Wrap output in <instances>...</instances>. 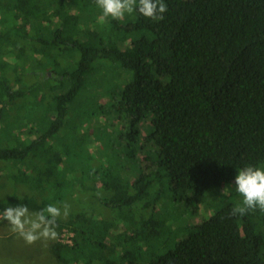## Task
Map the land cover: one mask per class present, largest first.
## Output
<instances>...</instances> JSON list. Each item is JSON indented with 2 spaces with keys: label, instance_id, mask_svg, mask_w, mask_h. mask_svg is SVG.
<instances>
[{
  "label": "trees",
  "instance_id": "obj_1",
  "mask_svg": "<svg viewBox=\"0 0 264 264\" xmlns=\"http://www.w3.org/2000/svg\"><path fill=\"white\" fill-rule=\"evenodd\" d=\"M76 1L0 0V124L7 122L0 180L11 170L14 181H0V215L17 204L33 212L48 204L63 210L71 195L57 230L72 231V242L55 241L51 254L61 264H98L104 255L97 246L105 244L89 211L98 202L95 191L104 187L121 207L152 201L140 208L151 209L147 218L139 225L125 221L112 236L123 242L121 264H141L129 248L140 236L163 240L150 264H264V211L230 215L242 199L232 184L237 171L249 164L264 167V0H164L161 21L137 12L104 23L96 0L72 12ZM67 8L70 14L63 15ZM99 59L112 62L111 68L96 64ZM106 68L118 72L119 83L113 95L105 92L112 103L107 118L99 115L110 119L112 134L120 131L126 155L120 171L100 173L84 164L70 166L52 140L69 120V105L84 79ZM35 71L38 78L26 81ZM32 105L38 131L26 123L17 134L9 130L18 119L10 113ZM127 163H143L144 171L124 180ZM82 175L92 180L90 186ZM165 184L176 216H195L212 190L225 188L226 200L174 237L157 206ZM80 193L87 194L74 196ZM74 198L84 208L75 211Z\"/></svg>",
  "mask_w": 264,
  "mask_h": 264
},
{
  "label": "rangeland",
  "instance_id": "obj_2",
  "mask_svg": "<svg viewBox=\"0 0 264 264\" xmlns=\"http://www.w3.org/2000/svg\"><path fill=\"white\" fill-rule=\"evenodd\" d=\"M89 1L90 0H77L75 2L76 8H70V10L72 12H78V10L79 12H82L86 10ZM27 7L31 6L28 5ZM29 10H31V8H29ZM65 13L70 14L69 8L63 10L62 14L64 15ZM82 22L83 21H81V23ZM70 23L72 25V21H70ZM100 62H103L107 67H110L111 64H113L110 61L100 59L95 63L99 64ZM110 68H106L105 71H95L92 75L84 79L76 98L69 105V120H67L66 123L61 127L60 131L54 135L55 137L53 138L52 142L55 148L62 153V156L64 159H66L70 166L74 162L75 165H86V169L95 167V169L99 170L101 173L107 168L117 171L124 162L122 158L126 154L122 146H120L121 142L118 136L120 131L115 130V135L112 134L111 132H113V129L109 128L108 126L110 124V119H107L105 122L103 116L99 115V112H101V114L105 115L107 118L112 103L109 105L108 100L110 96L108 97L106 93L108 95L112 93L113 95L117 90L116 84L119 83L118 72L114 70V68ZM39 72L40 71H35V73L26 76L25 80H32V82L35 81L39 76ZM39 94H42V91H36V95ZM44 103H48V100H45ZM33 108L34 106L32 105L30 108L23 110L21 114L20 112L12 111L10 116H13V118L17 116L18 119L11 127L8 126V129L13 130L14 133L17 134L18 131L21 132L23 130L22 127L26 123L25 127L34 125V129L38 131L39 125L37 120L39 115L36 113H30L33 112ZM0 126L4 127V129L0 132L1 147L4 145V143H1L2 134L7 133V122H2ZM139 127L141 134L145 135L146 122H140ZM137 156H139L138 158L143 162L142 157H144V152L139 151ZM129 163H127L126 166L127 171L121 173V178L124 180H128V178L133 180L144 171L143 163L142 167L141 164L136 165L134 163ZM25 168L27 169V167ZM27 170L29 172L31 171V169ZM81 170L82 169H78V172H81ZM147 170L149 171L151 169L149 168ZM10 171H3L4 176L0 181L9 180L10 182H14L8 177V173ZM13 171L17 172V170ZM19 173L22 177L23 171H20ZM85 173L86 172H84V174ZM68 174L69 176L71 175L70 172H68ZM83 175L80 178H83ZM98 177L100 179L102 178V175L98 174ZM82 181L87 186L92 184V180L89 177H84ZM65 185L68 186L69 183H66ZM159 187L160 186L158 184V188ZM232 188L233 187L231 185L229 190ZM127 191L130 194L134 190L130 186ZM156 193L157 191H152L151 197H154ZM84 194L86 195L87 193ZM84 194L80 193L74 196L79 197L83 196ZM95 194L99 196L98 202L95 203L96 207L90 209L89 212L92 214L91 217H93L95 221L93 225H95L96 228H99V232L102 234V240L100 242L105 244L104 248H102V246L100 248L99 245L97 246L98 249L102 251V255H104V257L98 261V264H121L122 258L119 256L121 253L119 250H121L123 242L121 239L115 240L112 236H114L116 229H119L121 225L122 227L124 226L125 221L130 223L138 222L139 225L141 219L144 220L147 218L151 212V209L142 208V210H140V208L144 206L146 202L152 201L150 198H143L136 204H126L121 207L117 205V202L115 203L112 201V191L104 187H99L98 190L95 191ZM225 195L226 194H222L220 190H212L207 195L206 202L200 207L199 213H197L195 216H191L189 214H185V216L177 214L176 216V211L178 210L177 206L174 205V202H172L173 200L170 196V191L165 184L162 187V194L157 205L158 209H160L159 211H163V213L166 215L165 217L169 218V223L167 224L165 231L170 232L171 229H174L176 231L175 233L168 234L174 237L180 233L182 234L183 230L189 231L191 228L190 226L204 220V218L209 216L218 205H221L226 200ZM223 196H225V199ZM70 197L72 196L69 195L66 197L65 201L63 202L64 205L67 204L70 206V203L67 201ZM105 197L107 200H102ZM74 200L76 203H79L74 205L75 211L84 208V206L80 204V202H78L75 198ZM154 219L157 220L156 217ZM119 222L120 224H118ZM141 230L143 232V236H145V234H147L146 228ZM56 231L58 235L55 240H38L33 244H28L18 234V232L12 230V226L8 223V221L4 219L0 220V264H61V262L56 261V257L53 255V253L51 254L52 245L58 240L62 242L67 241L68 237L70 236L69 234L73 232L67 229H56ZM136 241L137 243L133 246L129 244V248L135 251V253L139 256L141 264H150L154 257H156V255L161 251V247L163 245V240L160 242L158 241V238H154L152 241L146 242L145 238L140 236V238H138ZM91 251L92 247L90 246L85 252L89 253Z\"/></svg>",
  "mask_w": 264,
  "mask_h": 264
},
{
  "label": "clouds",
  "instance_id": "obj_3",
  "mask_svg": "<svg viewBox=\"0 0 264 264\" xmlns=\"http://www.w3.org/2000/svg\"><path fill=\"white\" fill-rule=\"evenodd\" d=\"M101 10L99 22L104 23L109 17L123 20L125 15L139 13L154 22L164 19L167 4L164 0H96ZM232 184L242 198L232 209L230 215H246L259 209L264 211V167L245 165L237 171ZM226 194L224 188L220 191ZM69 206L63 210L55 204H48L37 212H30L25 204L4 209L3 219L8 221L12 230L28 244L38 240H55L57 238L58 219L68 214Z\"/></svg>",
  "mask_w": 264,
  "mask_h": 264
},
{
  "label": "built area",
  "instance_id": "obj_4",
  "mask_svg": "<svg viewBox=\"0 0 264 264\" xmlns=\"http://www.w3.org/2000/svg\"><path fill=\"white\" fill-rule=\"evenodd\" d=\"M70 236L68 237V240L65 241L67 243H71L72 242V236H73V233L69 234Z\"/></svg>",
  "mask_w": 264,
  "mask_h": 264
},
{
  "label": "crops",
  "instance_id": "obj_5",
  "mask_svg": "<svg viewBox=\"0 0 264 264\" xmlns=\"http://www.w3.org/2000/svg\"><path fill=\"white\" fill-rule=\"evenodd\" d=\"M0 217H1V219L0 220H2L3 218H2V216L0 215Z\"/></svg>",
  "mask_w": 264,
  "mask_h": 264
}]
</instances>
